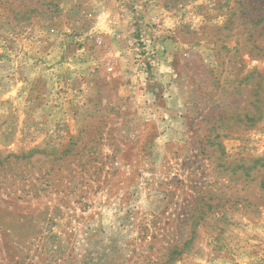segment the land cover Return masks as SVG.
<instances>
[{
    "label": "rangeland",
    "instance_id": "1",
    "mask_svg": "<svg viewBox=\"0 0 264 264\" xmlns=\"http://www.w3.org/2000/svg\"><path fill=\"white\" fill-rule=\"evenodd\" d=\"M159 259L264 264V0H0V264Z\"/></svg>",
    "mask_w": 264,
    "mask_h": 264
},
{
    "label": "trees",
    "instance_id": "2",
    "mask_svg": "<svg viewBox=\"0 0 264 264\" xmlns=\"http://www.w3.org/2000/svg\"><path fill=\"white\" fill-rule=\"evenodd\" d=\"M189 243V241H184L182 243H168L166 247V249L168 250V256L173 258V256L181 254L182 252H184V247ZM168 261H171V259L169 258ZM151 264H165V261H163L162 259H159L158 261L153 260L151 261Z\"/></svg>",
    "mask_w": 264,
    "mask_h": 264
}]
</instances>
